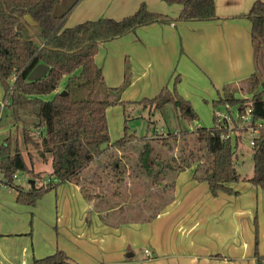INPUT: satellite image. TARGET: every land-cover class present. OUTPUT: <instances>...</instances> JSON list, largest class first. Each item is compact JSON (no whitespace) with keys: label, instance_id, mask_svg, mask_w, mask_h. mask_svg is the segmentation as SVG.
<instances>
[{"label":"crops","instance_id":"obj_1","mask_svg":"<svg viewBox=\"0 0 264 264\" xmlns=\"http://www.w3.org/2000/svg\"><path fill=\"white\" fill-rule=\"evenodd\" d=\"M255 1L215 0V19L141 26L102 44L96 62L107 85L116 87L124 82L129 60L131 82L121 94L123 101L153 97L171 84L175 71L180 73L178 90L200 116L192 123L180 122L191 131L202 126V109L212 104L218 90L240 84L255 71L252 23L244 17ZM143 2L149 10L171 17L183 8L164 0H80L66 26L101 17L121 19ZM135 114L132 117L139 115ZM110 134L116 140L123 131ZM94 168L95 164L85 170L79 183L60 184L34 206L19 204L12 187L0 189V264H28L58 249L73 264H258L257 247L264 256V189L241 181L230 184L238 195L220 191L215 196L208 182L194 179L192 166L178 174L170 197H160L163 204L154 205L146 218L115 221L110 214L113 218L121 208L124 195L130 201V181L148 179L130 176L129 171L122 188L110 195L98 193L93 191L97 174L89 175ZM16 181L29 189L19 174ZM152 188L154 194L159 192ZM110 196L119 199V206L105 205Z\"/></svg>","mask_w":264,"mask_h":264},{"label":"trees","instance_id":"obj_2","mask_svg":"<svg viewBox=\"0 0 264 264\" xmlns=\"http://www.w3.org/2000/svg\"><path fill=\"white\" fill-rule=\"evenodd\" d=\"M164 1L181 4L183 8L180 14L171 17L154 12L143 2L133 14L121 19L101 17L68 27L66 21L80 0H75L60 15L55 13L60 0H0V81L4 89V101L8 102L7 106L15 112L17 119H21L22 110L37 108V121L33 128H23V142L27 148L39 152L42 161H47L46 155H50L53 169V179L44 183V173L35 170L31 149L27 159L21 145L14 143L12 137L8 136L0 142V182L14 189L19 204L34 206L60 184L79 183L82 173L105 156H108L105 162L119 180L116 187L122 188L128 174L123 167L126 162L113 152L126 149H130L131 153L133 149L137 151L136 166L131 169L142 170L151 178V184L161 187L162 192L174 188L178 174L192 166H195L194 179L208 182L210 192L215 196L220 191L238 195L239 191L230 184L241 181L264 189V127L253 147L254 170L250 178L239 174L236 165L237 147L242 137L237 136L235 142L232 138H225L228 130L223 123L217 122L215 111L211 127L199 126L190 131L180 125L177 133L168 131L156 133L153 137L138 136L135 131H130L128 122L131 115L125 108L129 103L148 107L150 114L172 105L178 112L179 123L200 120L192 103L178 90L182 81L180 73L175 71L170 79L171 84L164 85L153 97L123 101L121 94L131 82L129 60L124 82L111 87L107 85L102 67L95 59L102 44L136 32L141 26L218 17L215 0ZM27 17L36 22L38 33H31ZM244 17L252 23L255 71L241 83L246 85L247 94L251 97H236V84H226L217 91V98L212 101V105L214 110L227 103L243 110L252 103L255 118L264 120V89L261 86L264 81V2L256 0ZM39 63L50 66L48 73L43 78L29 81L30 72ZM65 77L66 94H62L60 85ZM51 93L54 96L50 100L41 97ZM115 105H123L125 125L123 135L112 140L107 108ZM35 131H39V138L33 135ZM191 138L194 144L187 148ZM181 140L184 143L180 147V155L168 156V151L175 145L179 146ZM22 171L32 174L33 179H39L42 184L35 183V186L26 190L15 179V175ZM166 180H169L166 182L168 186L162 185ZM82 190L85 192V188L82 187ZM254 224L258 245L257 217ZM256 256L258 264H261L264 256L259 254L258 247ZM28 264L73 262L63 250L58 249Z\"/></svg>","mask_w":264,"mask_h":264},{"label":"rangeland","instance_id":"obj_3","mask_svg":"<svg viewBox=\"0 0 264 264\" xmlns=\"http://www.w3.org/2000/svg\"><path fill=\"white\" fill-rule=\"evenodd\" d=\"M75 0H61L58 4L55 13L57 15H60L64 13L73 3ZM27 21L29 25L31 26V33L35 34L39 32V27L37 26L36 22L31 18L27 17ZM67 26L70 27L71 25L67 23ZM67 82V78H63L60 89L64 90L65 84ZM237 86V92L235 93L236 97H246L249 94H247V87L245 84L240 83ZM54 96V93L42 95L41 97L44 100H50ZM8 102L4 101V89L2 87L1 81H0V142L6 139L8 136L12 137V140L14 143H18L21 145V148L23 150V154L28 159V151L31 149L34 158H35V170H44L42 171L44 173L43 175V182L47 183L49 182L48 179H53L52 176V162H51V156L46 155L47 161H42L41 157L39 155V152H37L34 148V150L30 147L27 148L24 145L23 142V128H33L35 122L37 121V108L33 107L29 110H22L20 112L21 119L16 118L15 112L9 108ZM130 103L125 106L127 112H129V115H131V119L128 122V125L130 127V131H135L138 136H147V137H153L156 135V133H167L168 131H174L175 133L179 132L180 130V123L177 118V111L174 109L172 105H168L164 110L158 111V112H152L150 114L148 107H143L142 105H136L132 106L130 109ZM136 109V110H135ZM214 108L212 104L205 103L204 108L202 109V118H201V125L206 127H211L213 124V113ZM138 112L137 117H132L134 114ZM136 115V114H135ZM124 107L123 105H115L110 107V109L107 111V118H108V124L110 131L112 134H115L118 130H124L125 125V117H124ZM121 125L119 122H121ZM119 123V128L118 127ZM182 126V125H181ZM34 136H38L39 138V131H35ZM242 137V135H241ZM250 138L251 135L249 133H243V137L240 140L238 147H237V156H236V165L239 168V170L242 172V176L244 178H250L253 175L254 170V160H253V147L250 145ZM184 141H180V145H175L174 148L170 151H168V156L171 155H180L181 153V145H183ZM194 144V140L192 138L189 140V146H186L187 148L192 147ZM133 149V148H132ZM113 153L119 154L123 157L125 160V164L123 163V167L126 169V173L130 171L133 175H135V178L142 177L143 174L145 175L142 170L140 171L139 168L136 170L131 169V167L136 166V158H137V151L133 149V152L131 153L130 149L118 151H114ZM131 154V155H130ZM44 155V154H42ZM108 160V156L99 161L97 164H95V168L89 172V175L97 174V177H100L102 179H97V177L94 176L95 186L93 188V191H96L98 193H106L110 195V192L119 189V186L115 188V185H117L118 178L113 175L112 168L108 165L105 160ZM106 160V161H107ZM127 164V166H126ZM19 179L20 182L27 186V188L31 187V182H29V179H33L32 174L28 172H19ZM112 174V176H111ZM138 175V176H137ZM145 178H141L138 180L130 181V201H126L127 196L124 195L122 197L124 199V203L117 211L114 212L113 218L112 213L110 214V220H143L146 215V213H149V211L154 205H157V208H159L160 205L163 204V198L168 199L170 197V191L169 189L165 191V196L162 194V188L155 187L159 192H156L155 194L151 191H153L151 184V178L148 176H144ZM112 178V179H111ZM1 179V175H0ZM169 180H166L162 182V185H167L169 183ZM17 182V181H16ZM103 182V183H102ZM114 184H113V183ZM37 184H42L39 179L36 181ZM91 184V183H87ZM111 184H113L111 186ZM86 185V184H85ZM87 186V185H86ZM8 189L10 190V186L7 184H1L0 182V189ZM11 191V190H10ZM14 195V194H13ZM16 195V193H15ZM161 197V199H160ZM108 202L105 204L106 206H119V199H115L114 197H107ZM158 210V209H157ZM154 210L153 212H155Z\"/></svg>","mask_w":264,"mask_h":264},{"label":"built area","instance_id":"obj_4","mask_svg":"<svg viewBox=\"0 0 264 264\" xmlns=\"http://www.w3.org/2000/svg\"><path fill=\"white\" fill-rule=\"evenodd\" d=\"M248 97L251 95L245 98ZM215 114L217 122L223 123L228 130L225 138H232L235 142L237 136L242 135L243 137V133H249L251 135L250 145L254 147L256 139L261 135V128L264 127V120L255 118L252 103L243 110L227 103L224 107L217 109ZM15 179L17 180V175H15ZM146 253L150 254L148 250Z\"/></svg>","mask_w":264,"mask_h":264},{"label":"water","instance_id":"obj_5","mask_svg":"<svg viewBox=\"0 0 264 264\" xmlns=\"http://www.w3.org/2000/svg\"><path fill=\"white\" fill-rule=\"evenodd\" d=\"M50 66L45 63H39L34 67L28 76L29 81H34L40 78H43L49 71ZM262 88L264 89V81L261 83ZM62 94H66V90L62 91ZM241 174V171H239ZM31 186H35V180H31Z\"/></svg>","mask_w":264,"mask_h":264}]
</instances>
